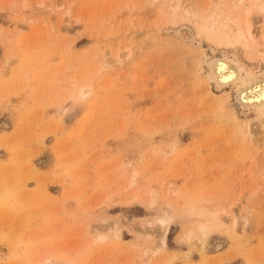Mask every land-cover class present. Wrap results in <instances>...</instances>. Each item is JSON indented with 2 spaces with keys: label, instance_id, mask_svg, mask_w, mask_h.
I'll return each instance as SVG.
<instances>
[{
  "label": "rangeland",
  "instance_id": "rangeland-1",
  "mask_svg": "<svg viewBox=\"0 0 264 264\" xmlns=\"http://www.w3.org/2000/svg\"><path fill=\"white\" fill-rule=\"evenodd\" d=\"M255 4L0 0V264H264V132L202 64L264 71Z\"/></svg>",
  "mask_w": 264,
  "mask_h": 264
},
{
  "label": "bare ground",
  "instance_id": "bare-ground-1",
  "mask_svg": "<svg viewBox=\"0 0 264 264\" xmlns=\"http://www.w3.org/2000/svg\"><path fill=\"white\" fill-rule=\"evenodd\" d=\"M254 6L257 8V11L264 16V6L261 4H255ZM248 16L249 10L246 11L245 14V31H250ZM238 26L239 22H231V19H227L221 29L231 32ZM238 29L237 35H240L242 32L240 31V26ZM232 51H222L217 56L208 57L207 55L204 59L202 58V64H204V80L215 93L231 92L233 94L232 96H234V104L238 112L245 117L250 116L252 119L249 118L251 122L247 120V124L249 123L250 125L246 124V128H249L250 132L259 129L257 131L259 135V131L264 132V71L256 68L254 69L252 66L249 67L243 62L244 60L242 61L238 57L239 54L236 55L234 52L235 50ZM249 52V56H253L251 53H254V51ZM260 54L262 55V52H260ZM235 117L237 116L233 114V118ZM252 127L255 129H252ZM257 132L256 136H258ZM253 135L255 136V134ZM169 219H165L164 217V220H157V225L159 223V225H161V231L163 230L164 232V230H166V224H168L166 220L169 221ZM157 228H159V226H157ZM162 234L164 235V233Z\"/></svg>",
  "mask_w": 264,
  "mask_h": 264
}]
</instances>
